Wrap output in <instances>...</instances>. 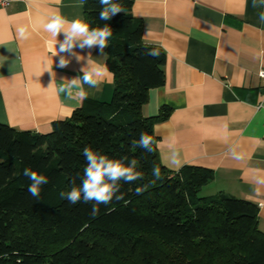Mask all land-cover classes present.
<instances>
[{
  "label": "trees",
  "instance_id": "trees-1",
  "mask_svg": "<svg viewBox=\"0 0 264 264\" xmlns=\"http://www.w3.org/2000/svg\"><path fill=\"white\" fill-rule=\"evenodd\" d=\"M114 2L124 11L101 21L99 0H83L91 27L107 23L113 29L106 48L115 85L111 100L86 99L46 133L0 123V264H264L256 203L224 192L203 194L214 179L211 169L174 171L161 163L153 124L169 112L146 117L142 108L149 90L165 82L166 52L143 42L134 0ZM152 48H159V57L146 55ZM141 132L153 137V152L133 146ZM85 147L125 166L136 159L143 173L137 181L118 182L116 195L123 192L124 199L100 205L94 219L92 202L71 205L59 195L78 175L79 185ZM153 165L160 166L159 180ZM25 167L49 179L39 200L27 191Z\"/></svg>",
  "mask_w": 264,
  "mask_h": 264
},
{
  "label": "crops",
  "instance_id": "crops-1",
  "mask_svg": "<svg viewBox=\"0 0 264 264\" xmlns=\"http://www.w3.org/2000/svg\"><path fill=\"white\" fill-rule=\"evenodd\" d=\"M261 10L252 0H134L131 9L142 21L143 42L161 47L167 57L165 82L149 90L142 108L146 117L169 112L153 124L161 163L174 170L168 162L175 150L179 169H211L214 179L203 194L224 192L253 201L264 231V184L256 183L264 179V107H258L264 97ZM56 12L69 21L85 20L83 0H12L0 6V123L46 133L54 120L70 117L86 99L111 100L115 85L106 48L104 56L90 50L104 76L96 88L85 85L88 98L58 93L60 80L79 75L86 60L72 58L66 68L57 66L55 42L43 27ZM22 25L29 26L27 40L17 36ZM57 39L62 41L63 34Z\"/></svg>",
  "mask_w": 264,
  "mask_h": 264
},
{
  "label": "clouds",
  "instance_id": "clouds-1",
  "mask_svg": "<svg viewBox=\"0 0 264 264\" xmlns=\"http://www.w3.org/2000/svg\"><path fill=\"white\" fill-rule=\"evenodd\" d=\"M102 6L99 19L101 21H110L114 16L122 13L124 9L119 3L114 0H99ZM254 8L264 9V0H252ZM259 22L264 24V10L258 13ZM210 28L215 25L209 24ZM44 30L50 34L52 40L55 42V56H59L58 67L66 68L71 59L75 58L77 63L85 61L80 68V74L71 79L64 78L57 86L58 93L65 95L68 99H77L83 101L88 98V88H96L103 80L104 73L100 70V65L93 59L91 49H97L100 56L106 55L105 48L109 46V39L113 35V29L107 23L104 26L91 27L82 17H77L69 21L59 12L52 14L47 22L44 24ZM63 34L64 39L59 41L57 37ZM148 32H146V35ZM17 36L20 40H27L31 36L29 26L22 25L17 29ZM59 45L57 48L56 45ZM79 48L81 51L77 52L75 49ZM89 50L87 56L81 53ZM161 54L159 48H152L146 52V55L153 58L159 57ZM53 76V69L46 70ZM53 81L50 85H52ZM49 85V86H50ZM133 146L142 148L151 153L154 151L153 137L145 132H141L139 139L133 141ZM83 156L86 161V167L79 185L77 179L81 176H75L71 179V188L68 191H61L60 198L67 200L71 205L80 203L92 202L90 216L94 219L99 215L100 205H109L115 196L116 201L124 199V193L116 195L119 190L118 182L123 181L131 183L142 179L143 173L136 171L137 160L132 159L130 165L125 166L120 159H110L107 155L101 154L99 151H94L90 147L83 149ZM234 158L240 159V155ZM168 166L174 170L179 171L182 166L180 153L172 151L169 155ZM152 175L159 180L161 176V169L159 165H153ZM23 176L30 182L27 187L28 193L36 200L40 199L42 186L49 183V179L44 174H41L30 167L23 169ZM156 180H153L154 184ZM257 184H264V179L258 178ZM148 188V185L137 187L136 194L140 195Z\"/></svg>",
  "mask_w": 264,
  "mask_h": 264
},
{
  "label": "built area",
  "instance_id": "built-area-1",
  "mask_svg": "<svg viewBox=\"0 0 264 264\" xmlns=\"http://www.w3.org/2000/svg\"><path fill=\"white\" fill-rule=\"evenodd\" d=\"M12 0H0L1 7H7L11 4ZM259 75L264 78V71H260ZM258 107H264V97L262 101L259 103Z\"/></svg>",
  "mask_w": 264,
  "mask_h": 264
}]
</instances>
